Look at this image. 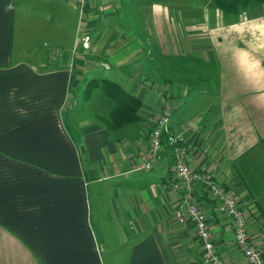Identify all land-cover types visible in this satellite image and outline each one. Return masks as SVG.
<instances>
[{"label":"crops","instance_id":"crops-1","mask_svg":"<svg viewBox=\"0 0 264 264\" xmlns=\"http://www.w3.org/2000/svg\"><path fill=\"white\" fill-rule=\"evenodd\" d=\"M21 3L0 0V264H207L192 221L175 218L170 150L151 170H133L165 96L175 102L170 129L189 138V166L222 179L252 239L264 236V3L225 15L207 0L202 13L175 21L157 2L87 0L81 15L76 0H34L37 11L23 6L25 14L46 9L58 28L40 42L27 26L19 59ZM31 50L45 65L27 57ZM48 50L63 57L50 61ZM91 78L140 98L141 119L110 131L100 120L107 105L105 114L76 107L74 86ZM207 83L214 100L196 108ZM200 197L224 263L247 264L232 220Z\"/></svg>","mask_w":264,"mask_h":264},{"label":"built area","instance_id":"built-area-1","mask_svg":"<svg viewBox=\"0 0 264 264\" xmlns=\"http://www.w3.org/2000/svg\"><path fill=\"white\" fill-rule=\"evenodd\" d=\"M76 4L80 14L83 15L87 0H76ZM88 39V36L84 38L85 47ZM54 53L55 56L62 54L59 50H54ZM174 106V100L170 96H165L160 113L151 128L142 160L134 165L133 170H151L163 153L170 150L174 161V177L169 186L179 194L175 218L180 223L190 220L194 224L203 261L207 264H225L216 250L210 218L200 199L201 194H206L215 203L217 211L232 220L234 242L247 264H264V236L256 242L252 239L250 225L241 201L213 172L196 170L189 166L190 141L187 134L170 129Z\"/></svg>","mask_w":264,"mask_h":264},{"label":"rangeland","instance_id":"rangeland-1","mask_svg":"<svg viewBox=\"0 0 264 264\" xmlns=\"http://www.w3.org/2000/svg\"><path fill=\"white\" fill-rule=\"evenodd\" d=\"M22 1V3L20 5H18L16 7V56L20 58L24 57L25 55L23 54H19L18 50H23V36L26 32L27 29V26L29 28H32L33 32L31 31V37H35V31L38 30L37 32V35H36V38L38 39V41H43L44 39H47L48 36L52 35L53 31L52 30H56L58 28V24L56 23L57 20H52L50 19V15L47 13V10L46 9H42V15H34L33 13H30V15H26L25 14V8L27 6H29L28 9H31L34 11H37L36 10V5L32 4L31 1L33 2L34 0H20ZM143 3L144 2H151V4L153 5L155 2H157L158 4H161L163 6H167L168 9H172L174 11V15L176 13V17L178 18L177 20L175 21H181L180 19L183 17L182 15L185 14L186 15V12L185 11H192L194 10L196 14H200L203 12V9L205 8V3L207 0H141ZM25 8H24V7ZM41 11V10H40ZM180 13L182 15H180ZM72 16V15H71ZM70 16V17H71ZM144 15L141 13V14H138L137 11L135 13V18L137 20V23H142V25H144ZM41 21L40 23V27H37L38 24L35 23V21ZM29 24L31 25V27L29 26ZM57 27V28H56ZM141 34L142 35H145V31H141ZM70 37V34L67 32L65 33V40H68ZM40 39V40H39ZM38 45V44H37ZM43 47L45 49H49L48 47H46L45 45H43ZM49 52H45L44 54H42V56L44 57H48L50 61H54L56 62L55 60L56 59H60L63 57V55H59V56H55V53L53 50H48ZM60 51V50H59ZM38 52H42L41 50H39ZM61 52V51H60ZM62 53V52H61ZM27 57H29L30 59H32L34 62L38 63L40 62V67H42V65H45L44 63H41L42 61L39 59V56L41 55H35L34 54V50H31V52L29 54H26ZM186 65H189L186 63ZM201 65L205 66V71H204V75H208L210 76L211 78H213L214 80V70L212 68H210L209 65H205V64H202ZM106 66V65H105ZM52 67V64H46V69H49ZM160 76L164 75L165 74V67L163 65H161V68H160V72H159ZM89 80V79H87ZM81 82H77V84L74 86V89H73V93H74V96H75V105L76 107H78L80 109V107L82 106V108H86V105H88L89 108H91L92 112H96V113H99V114H105L107 113V106L104 102H102L101 99H99L98 96H96L97 94H101L99 90H96L94 93L96 94H92V97L87 99V98H84V95H85V82H83L82 80H80ZM160 81V80H159ZM208 83L206 84V87H207V90H206V93L201 95L199 99L195 100L193 102V104H195V107L196 108H204V107H207L208 108V105L209 103H211L213 100H214V96L209 92V87H208ZM212 86V84L210 85ZM161 87H163L164 89V83H162L161 81ZM86 100H89L88 102ZM88 103V104H87ZM103 103V104H102ZM94 109H97V111H93ZM79 114L78 112L75 114L77 115ZM86 114H90L92 116V113L91 111H87ZM73 112L71 114H68V120L69 122H71V120L73 119ZM94 120V119H93ZM178 121V120H177ZM171 122H172V125L173 123L176 122V118H171Z\"/></svg>","mask_w":264,"mask_h":264},{"label":"trees","instance_id":"trees-1","mask_svg":"<svg viewBox=\"0 0 264 264\" xmlns=\"http://www.w3.org/2000/svg\"><path fill=\"white\" fill-rule=\"evenodd\" d=\"M211 1L225 15L238 14L249 6L264 3V0ZM55 64L54 68H61L67 65V62L62 61ZM85 82L84 98H91L92 94L99 90L104 103L109 107L108 113L100 116V120L108 130H118L141 119L139 115L142 105L141 99L125 89L119 82L110 78H91Z\"/></svg>","mask_w":264,"mask_h":264}]
</instances>
